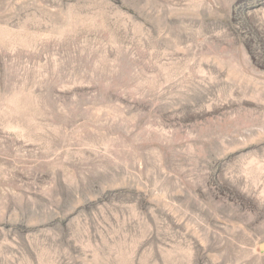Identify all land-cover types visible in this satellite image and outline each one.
<instances>
[{
  "label": "rangeland",
  "instance_id": "obj_1",
  "mask_svg": "<svg viewBox=\"0 0 264 264\" xmlns=\"http://www.w3.org/2000/svg\"><path fill=\"white\" fill-rule=\"evenodd\" d=\"M264 0H0V264H264Z\"/></svg>",
  "mask_w": 264,
  "mask_h": 264
},
{
  "label": "water",
  "instance_id": "obj_2",
  "mask_svg": "<svg viewBox=\"0 0 264 264\" xmlns=\"http://www.w3.org/2000/svg\"><path fill=\"white\" fill-rule=\"evenodd\" d=\"M260 250H261V251L264 250V245H263V244L260 246Z\"/></svg>",
  "mask_w": 264,
  "mask_h": 264
}]
</instances>
